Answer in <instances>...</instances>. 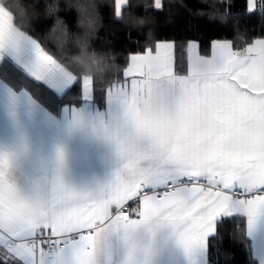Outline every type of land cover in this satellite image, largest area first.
Masks as SVG:
<instances>
[{
	"label": "snow or ice",
	"instance_id": "snow-or-ice-1",
	"mask_svg": "<svg viewBox=\"0 0 264 264\" xmlns=\"http://www.w3.org/2000/svg\"><path fill=\"white\" fill-rule=\"evenodd\" d=\"M15 21L0 6V264H227L224 234L264 264V37L159 40L97 89Z\"/></svg>",
	"mask_w": 264,
	"mask_h": 264
},
{
	"label": "trees",
	"instance_id": "trees-1",
	"mask_svg": "<svg viewBox=\"0 0 264 264\" xmlns=\"http://www.w3.org/2000/svg\"><path fill=\"white\" fill-rule=\"evenodd\" d=\"M25 2L31 3L32 0ZM147 3L148 6L144 7L137 0H131L130 6L123 9L124 14L131 13L149 19L150 22L145 27L134 29L115 18V0H101L99 9L102 20L94 46L98 50L113 52L114 62L120 70L115 73L108 72L103 79L94 78L97 89L100 88L101 81L107 84L114 74L122 78L128 53L143 51L147 45L154 47L159 40H172L177 43L197 40L202 51L207 52L213 40L239 41L246 38L251 41L264 37V16L259 13L246 14V0H231V12L239 13V31H236L237 21L225 15V4L221 0H162V10L154 9V0H147ZM47 4L48 0H36L35 7L43 12ZM60 8H64L62 2ZM58 15L76 31L75 13L61 10ZM55 19V16L41 15L30 27L22 30L40 39L46 50L63 62L61 51L48 36ZM15 22L18 23V20ZM236 46L241 45L237 43ZM222 246L230 253L227 264H249L245 246L238 238L232 239L229 234H224ZM217 264L226 262L217 257Z\"/></svg>",
	"mask_w": 264,
	"mask_h": 264
},
{
	"label": "clouds",
	"instance_id": "clouds-1",
	"mask_svg": "<svg viewBox=\"0 0 264 264\" xmlns=\"http://www.w3.org/2000/svg\"><path fill=\"white\" fill-rule=\"evenodd\" d=\"M61 2L64 4L63 9L60 8ZM35 3L36 0L27 4L25 0H0V6L7 4L14 13L15 19L18 20L15 26L20 30L30 27L41 15L56 17L48 36L61 51L63 63L69 70H75L81 76L100 79L108 72L115 73L120 70L114 62L113 52L98 50L94 46L102 20L99 9L101 0H48L43 12L35 7ZM137 3L148 6L147 0H137ZM61 10L75 13L76 31L59 17ZM115 18L134 29L143 28L150 22L146 17L131 13H122Z\"/></svg>",
	"mask_w": 264,
	"mask_h": 264
}]
</instances>
